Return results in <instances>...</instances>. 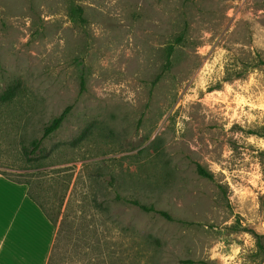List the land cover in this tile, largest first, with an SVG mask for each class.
I'll list each match as a JSON object with an SVG mask.
<instances>
[{"label":"rangeland","instance_id":"1","mask_svg":"<svg viewBox=\"0 0 264 264\" xmlns=\"http://www.w3.org/2000/svg\"><path fill=\"white\" fill-rule=\"evenodd\" d=\"M17 82L0 174L55 222L49 264H264V0H0Z\"/></svg>","mask_w":264,"mask_h":264},{"label":"crops","instance_id":"2","mask_svg":"<svg viewBox=\"0 0 264 264\" xmlns=\"http://www.w3.org/2000/svg\"><path fill=\"white\" fill-rule=\"evenodd\" d=\"M57 233L28 186L0 174V264H48Z\"/></svg>","mask_w":264,"mask_h":264},{"label":"trees","instance_id":"3","mask_svg":"<svg viewBox=\"0 0 264 264\" xmlns=\"http://www.w3.org/2000/svg\"><path fill=\"white\" fill-rule=\"evenodd\" d=\"M82 12H83V10L81 8L74 9V10H72V16L75 19L80 20L82 18L81 17ZM172 50H173L172 47H170L168 57H167L168 62H169V59L171 57ZM20 89H21V86H20V83H18V82L8 86L7 89L3 93H0V104L11 103L17 97ZM69 111H70V107L66 108L58 117L54 118L51 121V123L44 128L42 137L39 140H35L31 143L32 150L30 151V153H25V155L28 156L27 157L28 160H30L29 155H31V156L37 155L36 153L41 150L42 143L44 140L49 138L51 135H53L55 132H57L62 127L64 121L66 120V117H67ZM263 136H264V133H263ZM87 138H88V132L84 131L78 138H76L73 141L72 144L78 145V144L84 142ZM197 173L203 178H206V179L211 180V181H215L214 175L212 173L208 172L207 170H205L204 168H202L200 165L197 166ZM7 179H9V178H7ZM9 180H11L15 183L24 184V185L28 186V196L30 197V199L38 205V207L42 210V212L45 214V216L55 226V222L50 218V216L43 209L42 205L32 195L31 189L29 188V182H27V181L26 182H20V181H15L12 179H9ZM116 200L122 201V202L129 204V205H132L134 207H137L138 209H140L144 212L155 213V214L160 215L161 217H163L167 220H172L171 216H169L168 213L161 211V210H158L153 206L143 205L139 201H136V200L123 199L119 195H116ZM53 250H54V248H53ZM49 262H50V260H49Z\"/></svg>","mask_w":264,"mask_h":264}]
</instances>
